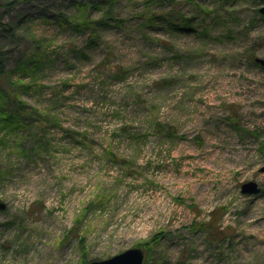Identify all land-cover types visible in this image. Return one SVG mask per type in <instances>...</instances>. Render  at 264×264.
<instances>
[{"label": "rangeland", "instance_id": "rangeland-1", "mask_svg": "<svg viewBox=\"0 0 264 264\" xmlns=\"http://www.w3.org/2000/svg\"><path fill=\"white\" fill-rule=\"evenodd\" d=\"M1 3L0 264H264V0Z\"/></svg>", "mask_w": 264, "mask_h": 264}, {"label": "water", "instance_id": "water-1", "mask_svg": "<svg viewBox=\"0 0 264 264\" xmlns=\"http://www.w3.org/2000/svg\"><path fill=\"white\" fill-rule=\"evenodd\" d=\"M2 8V3L0 0V10ZM259 12L264 16V6L259 9ZM256 62L264 66V59L257 58ZM261 171L264 172V167L261 168ZM259 185L255 181H250L242 186V193L251 194L257 192ZM5 205L0 203V209H4ZM145 253L141 248H132L128 249L123 253L115 255L106 260L92 261L89 264H144Z\"/></svg>", "mask_w": 264, "mask_h": 264}, {"label": "trees", "instance_id": "trees-1", "mask_svg": "<svg viewBox=\"0 0 264 264\" xmlns=\"http://www.w3.org/2000/svg\"><path fill=\"white\" fill-rule=\"evenodd\" d=\"M10 32H13L11 29H10ZM29 62L27 61H23V62H19L20 64V69L23 70V71H26L28 70L29 68H34L37 64V62H34L36 60H28ZM0 74L1 75H4L6 74L7 76V73H6V70H5V66H4V60H0ZM8 78H9V75H8ZM0 93H1V104H0V108L3 109L2 112L5 113V114H9V115H6L4 117V121L8 124H13V119L15 118V115H17V119L19 120V124L20 122H23V115L27 114V110L30 108V106L28 105L27 102H25L23 99L20 98L19 96V99L18 98H14V101L13 99H10V105L9 108H7L5 106V102H8L9 100V96H8V92L4 89L2 90V87L0 86Z\"/></svg>", "mask_w": 264, "mask_h": 264}]
</instances>
